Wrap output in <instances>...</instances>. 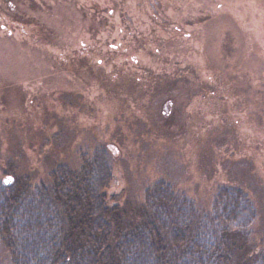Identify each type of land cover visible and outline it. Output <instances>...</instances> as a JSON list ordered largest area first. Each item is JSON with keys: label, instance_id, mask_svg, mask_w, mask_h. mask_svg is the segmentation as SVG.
Instances as JSON below:
<instances>
[{"label": "rangeland", "instance_id": "374dc122", "mask_svg": "<svg viewBox=\"0 0 264 264\" xmlns=\"http://www.w3.org/2000/svg\"><path fill=\"white\" fill-rule=\"evenodd\" d=\"M96 148L106 205L162 181L207 212L236 186L264 245V0H0V183Z\"/></svg>", "mask_w": 264, "mask_h": 264}, {"label": "trees", "instance_id": "16d2710c", "mask_svg": "<svg viewBox=\"0 0 264 264\" xmlns=\"http://www.w3.org/2000/svg\"><path fill=\"white\" fill-rule=\"evenodd\" d=\"M106 154L96 148L76 171L57 166L48 183H0L11 264H264V245L245 240L255 208L243 189L218 186L206 212L157 181L140 204L108 206Z\"/></svg>", "mask_w": 264, "mask_h": 264}, {"label": "snow or ice", "instance_id": "6c2138e0", "mask_svg": "<svg viewBox=\"0 0 264 264\" xmlns=\"http://www.w3.org/2000/svg\"><path fill=\"white\" fill-rule=\"evenodd\" d=\"M4 182H5V183H9V182H10V180H5Z\"/></svg>", "mask_w": 264, "mask_h": 264}]
</instances>
